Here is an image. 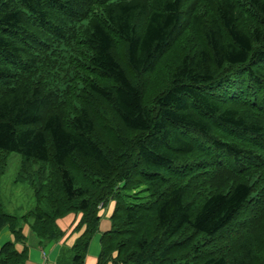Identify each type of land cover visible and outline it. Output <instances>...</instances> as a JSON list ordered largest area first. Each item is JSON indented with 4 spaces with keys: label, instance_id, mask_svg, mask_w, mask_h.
I'll list each match as a JSON object with an SVG mask.
<instances>
[{
    "label": "trees",
    "instance_id": "obj_1",
    "mask_svg": "<svg viewBox=\"0 0 264 264\" xmlns=\"http://www.w3.org/2000/svg\"><path fill=\"white\" fill-rule=\"evenodd\" d=\"M0 264L27 235L84 264H264V0H0ZM56 264H65L61 255Z\"/></svg>",
    "mask_w": 264,
    "mask_h": 264
},
{
    "label": "crops",
    "instance_id": "obj_2",
    "mask_svg": "<svg viewBox=\"0 0 264 264\" xmlns=\"http://www.w3.org/2000/svg\"><path fill=\"white\" fill-rule=\"evenodd\" d=\"M112 210V204L106 205L100 210L98 230L92 237L84 264H96L98 256L100 254V237L101 234L107 232L110 229V213ZM80 215L70 214L62 219L57 220V226L65 233V236L59 241L42 242L39 241L34 235H27V259L25 264H56L61 255L64 257V263L68 264V250L72 246L74 240L79 236V233L72 232L74 226L78 223ZM12 239V235L7 226L0 230V247L6 242Z\"/></svg>",
    "mask_w": 264,
    "mask_h": 264
},
{
    "label": "rangeland",
    "instance_id": "obj_3",
    "mask_svg": "<svg viewBox=\"0 0 264 264\" xmlns=\"http://www.w3.org/2000/svg\"><path fill=\"white\" fill-rule=\"evenodd\" d=\"M20 160V155L10 153L4 173L0 177V202L5 212L9 213L17 212L21 214V212L27 211L36 205L33 191L29 185L20 181L15 182Z\"/></svg>",
    "mask_w": 264,
    "mask_h": 264
}]
</instances>
